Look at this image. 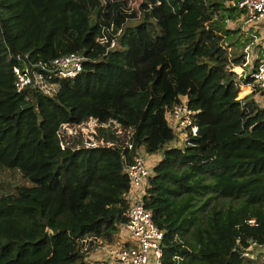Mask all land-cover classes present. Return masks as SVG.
Returning <instances> with one entry per match:
<instances>
[{"label": "trees", "instance_id": "obj_1", "mask_svg": "<svg viewBox=\"0 0 264 264\" xmlns=\"http://www.w3.org/2000/svg\"><path fill=\"white\" fill-rule=\"evenodd\" d=\"M237 1L143 0L139 13L127 0H0V165L31 182L0 195V264H90L92 243L126 221L139 148L161 151L142 199L164 231L162 264H264L237 251L264 242V103L256 88L239 96L251 72L231 54L250 38L227 24ZM70 52L84 55L76 75L48 70ZM18 65L32 76L19 91ZM183 101L197 129L178 145L166 113ZM88 119L103 144L62 142V124Z\"/></svg>", "mask_w": 264, "mask_h": 264}, {"label": "built area", "instance_id": "obj_2", "mask_svg": "<svg viewBox=\"0 0 264 264\" xmlns=\"http://www.w3.org/2000/svg\"><path fill=\"white\" fill-rule=\"evenodd\" d=\"M237 6L242 11L239 17L242 19L239 25L241 29L251 26L255 31L259 23L264 20V0H238ZM99 40L103 42L107 38L103 35L99 37ZM114 43L115 38H112L109 46H113ZM250 44H252V41L243 47L245 55L240 67L243 71V76L248 71L251 72L253 81L242 82L264 94V48L259 52V61L254 69H252V47ZM227 48L230 49V46H227ZM83 59L84 55L79 52L63 54L51 61L48 70L58 76L72 77L82 69ZM248 67L249 69L244 72V69ZM14 71L16 73L15 85L19 91L31 82L32 76L30 69L25 66L18 65L14 67ZM242 82H240L239 86L243 84ZM192 113L193 110L183 101L173 104L167 110L166 115L169 123H171V126L177 132L185 130L189 125L191 132L194 133L197 126L193 123ZM97 142L103 144L101 139H94L90 144L96 145L98 144ZM152 167V165H147L144 154L138 151L135 152L130 163L124 167L129 177L130 185L129 189L125 192L129 205L126 210V221L121 230H124L128 238H123L122 242H117V246L114 245L109 249L115 259V264H162L161 242L164 231L154 222L151 209L144 205L142 199L147 185V178L152 173ZM250 221L252 222L253 219H250ZM125 242L128 244L124 245ZM237 251L243 258L264 263V242L258 243L252 239H248L247 244L239 243Z\"/></svg>", "mask_w": 264, "mask_h": 264}, {"label": "rangeland", "instance_id": "obj_3", "mask_svg": "<svg viewBox=\"0 0 264 264\" xmlns=\"http://www.w3.org/2000/svg\"><path fill=\"white\" fill-rule=\"evenodd\" d=\"M143 2V0H127V5L130 7V9H136L137 12L140 13V4ZM242 22V19L237 18L236 20H227V24L231 27H238L240 23ZM243 31V30H242ZM246 31V30H245ZM246 36L250 37L249 38V43L252 41L251 47L253 49L251 56L253 57L257 51L262 48V42L264 43V20L259 24V27L254 30H247L245 32ZM255 33V36H254ZM252 34V35H251ZM258 43H255V41ZM261 40H263L261 42ZM230 50V49H228ZM241 50H243L242 47L240 46H234L233 50L231 49V54L233 53H239ZM249 69L245 68L244 71ZM238 72H243L240 68L237 69ZM252 78L249 80V82H252ZM243 83V82H242ZM54 86L51 84L46 85V90L48 91H53ZM252 87L250 85H247L245 83L240 85V91H239V96L244 95L246 92H249ZM257 90V89H256ZM254 97L259 100L260 103H264V94L260 93L259 90H257L254 94ZM171 124V123H170ZM99 125L94 119H88L84 122H81L80 124H62L59 130L60 135L62 136V142L66 143L64 138L72 139V137H76L77 139L79 138L82 140L84 144L89 145L90 142L96 140L95 136L93 135L94 131L96 132V127ZM104 126H111V131L113 130L114 133L117 134L118 138L121 139L122 142H126L129 140L130 136V127L125 128L122 127L121 124H119L116 121L113 122H107L103 123ZM185 131H178L176 132V140L175 143L178 145H182L185 139ZM103 140V139H102ZM98 143V142H97ZM108 143V142H107ZM138 152L143 153L147 165L153 166V164L161 157V151H158L156 153H146L143 148H139ZM30 180L25 177L20 168L17 166H3L0 165V195L9 193L13 191L17 186L19 185H25V184H30ZM121 232V233H120ZM123 238L126 239L128 238L127 234L124 233V230L119 231V233L116 234L114 241L111 244H105L100 241H97L96 243H92L91 247L88 248L89 250L86 253V259L90 264H115V259L113 255L110 253L109 249L113 247L114 245L117 246V242L123 241Z\"/></svg>", "mask_w": 264, "mask_h": 264}, {"label": "crops", "instance_id": "obj_4", "mask_svg": "<svg viewBox=\"0 0 264 264\" xmlns=\"http://www.w3.org/2000/svg\"><path fill=\"white\" fill-rule=\"evenodd\" d=\"M239 19H240V18H239ZM260 23H261V22H260ZM260 23H259V24H260ZM238 27H240V26H238ZM249 27H250V26H246V28H244V29H241V27H240V32H243V31H244V34H246L245 32H247V30H249V31L251 30V31H252L253 29H249ZM258 27H259V25H258ZM242 30H243V31H242ZM245 30H246V31H245ZM258 41H259V40H257V42L255 41V43H258ZM262 41H263V40H261V42H262ZM263 46H264V43L262 42V47H263ZM243 47H244V46H243ZM257 53H259V51H257ZM237 66H238V68L241 69L240 65H237ZM240 72H241V71H240ZM244 72H245V71H244ZM246 93H248V92H246Z\"/></svg>", "mask_w": 264, "mask_h": 264}]
</instances>
